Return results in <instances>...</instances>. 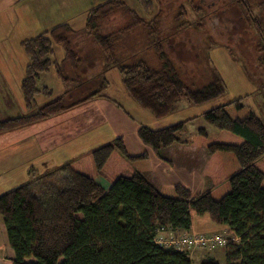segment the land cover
<instances>
[{"label": "trees", "instance_id": "1", "mask_svg": "<svg viewBox=\"0 0 264 264\" xmlns=\"http://www.w3.org/2000/svg\"><path fill=\"white\" fill-rule=\"evenodd\" d=\"M153 1L139 0L147 14ZM187 1L203 13L193 23L203 32L217 26L221 17L233 22L230 8H238L239 17L256 30L255 47L264 49V0H213L207 6L204 0ZM254 6L260 14H254ZM213 12L219 19L214 25L208 19ZM187 14L185 3L170 14L159 7L147 17L126 0H103L88 11L85 32L90 41L85 45L69 21L24 40L30 61L21 87L29 112L0 120V135L107 96L110 82L103 75L112 67H118L138 105L157 118L173 113L183 96L195 104L220 97L225 84L210 63L208 82L191 85L167 50L169 38L191 26ZM112 20L118 26L103 32V23ZM206 35L211 43H219ZM138 39L144 45L141 50L148 48L154 54L156 64L127 53L130 42ZM55 44L65 50L56 63L58 75L73 85L35 108L39 93L53 92L47 86L40 88L38 80L51 68ZM207 46L201 55L209 62L210 43ZM258 61L264 67L263 56ZM85 88L88 92L83 95ZM202 115L219 131L210 134L200 127L191 139L210 152L203 172L213 184L197 195L181 183L155 184L147 175L152 169L150 155L130 154L122 137L0 194L13 264H194L191 250L157 240L160 230H189L192 212L208 213L216 223L229 226L225 264H264V121L243 97ZM190 121L161 128L141 125L139 136L159 153L175 142H188L182 134ZM125 169L132 174L121 173ZM98 175L111 181L109 189L96 181ZM199 264L221 263L209 257Z\"/></svg>", "mask_w": 264, "mask_h": 264}, {"label": "rangeland", "instance_id": "2", "mask_svg": "<svg viewBox=\"0 0 264 264\" xmlns=\"http://www.w3.org/2000/svg\"><path fill=\"white\" fill-rule=\"evenodd\" d=\"M126 1L143 16L147 17L154 15L159 7H163L170 14L181 3H185L188 8L187 20L192 24L187 30H182L169 38L166 46L168 52L183 72L181 75L188 84L201 86L208 82L210 73L208 63L223 78L225 92L220 97L206 103L195 104L183 96L177 103L176 110L173 113L157 118L152 112L136 103L127 91L118 67L106 70L103 75L110 82L108 94L113 99L121 101L129 113L143 125L161 128L180 120L191 118L182 134V137L188 142H175L171 146L161 149L160 153L163 157L171 159L177 167L186 168L190 164L195 167L194 169L198 170L202 162L204 163L205 159L210 156V152L205 145H196L191 142L193 134L200 127H206L210 134L219 131L217 127L209 124L204 119L202 113L212 107L243 97L244 103L252 106L264 121V67L259 66L260 62L258 61L259 56L264 58V49L259 51L255 47L259 43V39L257 40L256 37V30L250 23L244 22L239 17V11H237L238 8L236 7L230 8V11H234L232 13L234 14L233 22H231V17L226 22L224 20L225 17H221L222 20L219 21L217 19L218 16L214 12L213 14L210 13L208 16L210 23L214 25L216 20L219 22L217 26H212V29L209 26L208 31H204V33L199 27L196 30V27L193 26V23L199 22L200 15H203V13H197L187 0H154L152 9L148 14H146L139 0ZM195 1L199 2L200 0ZM212 1L204 0L205 6ZM252 1L258 2L260 0ZM100 2L101 0L83 2V4L78 5L77 10L79 12L77 11L76 15L72 14L69 16L65 14L67 15L66 17L60 16V20L66 19L64 21H69L76 30L81 32L79 37L84 45L90 41V36L85 32L86 15L88 13V10L86 12L85 9H90L91 5L94 6ZM254 14H260V9L256 6H254ZM10 19L12 17L10 18L9 15L8 17L0 15V120L29 112L25 108L21 84L26 75V67L30 61V56L21 41L25 38L34 37L47 29L34 30L36 28L35 24L32 26L33 23L29 24V21L26 23L28 27L25 29L16 27L15 24L13 28L10 24ZM60 20L58 21L60 22ZM59 22H54V24ZM230 22L235 25L233 24L232 26ZM117 26L118 24L115 25L113 20L106 21L103 23L101 30L108 32ZM234 26H239V29H235ZM206 32L210 33L213 39L219 43H211L213 40H211V37H209L211 39H208ZM209 43V62H207L206 58L201 54ZM142 47L144 45L140 40L130 42L128 47L130 49L127 53L135 54L137 60L143 59L151 64H156L157 61L154 54L150 53L148 48L141 50ZM64 56V47L60 44H55L54 53L51 56L53 61L51 68L48 73H42V77L38 81L39 87L47 85L53 92L52 94L39 93L35 108L72 87L73 84L63 82L56 69V63H60ZM262 64L264 66V61ZM249 74L252 75L253 79ZM261 84L263 87H260ZM85 90L83 95L88 92L87 88ZM7 94H10L12 98H8ZM13 101L17 103L16 106H13ZM100 106L101 104L98 103V100H92L76 107L72 111L66 112V114H62L56 119L50 118L38 123L37 126L15 130L1 136L0 194L31 179L38 178L72 158L80 157L84 154V151L86 153L114 140L117 135H115L111 125L107 123L101 108H99ZM76 119L79 120V125L73 124ZM132 136L130 137L129 133L127 135L129 145L131 144ZM5 156L7 160H4ZM43 159L49 161H43ZM122 173L131 175L132 171L125 169ZM105 180L109 181L107 177L102 179L103 182ZM212 250L217 254L218 261L221 264H225V247L219 246ZM194 252H197V250L191 251V253ZM201 259V257L195 258L194 264H199ZM1 264H13V260L8 258L6 262Z\"/></svg>", "mask_w": 264, "mask_h": 264}, {"label": "crops", "instance_id": "3", "mask_svg": "<svg viewBox=\"0 0 264 264\" xmlns=\"http://www.w3.org/2000/svg\"><path fill=\"white\" fill-rule=\"evenodd\" d=\"M92 1L93 0H0V15L5 16V17H8L9 15L10 18L12 17V19H10V24L13 26V28L15 24L16 27L25 29L28 27V24L26 23L29 21V24L33 23L32 26H34L35 24L36 28L34 30L38 31V30H41L42 28H48V26H50L51 24H54V22H59L58 20H60V16L66 17L67 15L69 16H71L72 14L76 15L79 12L77 10L79 4H83V2H92ZM91 6L93 7V5ZM92 7H90V9ZM87 10L89 11V8L85 9L86 12ZM44 16L46 17V19H44L45 18ZM25 18L27 19L25 20ZM61 18H64V17H61ZM86 19H87V15H86ZM62 20L64 21L66 19H61L60 22ZM26 39H29V38L22 39L21 43L23 44V41ZM48 72L49 71L45 72V74ZM40 77H42V74ZM45 86L47 85H43L40 88H43ZM47 87L49 88V86ZM21 92L23 95L22 87H21ZM7 96L8 98L11 97L10 94H7ZM92 100H95V101L98 100V103L101 104L99 108H101L103 112V116L105 117L107 123H109V125H111V127L113 128L115 135H117L116 138L117 137L123 138L125 147L130 154H141V153L147 152L150 155L151 162H152V169L147 172V175L155 184L160 185V184L181 183L185 185L186 187H188L191 190L193 195H197L205 191L208 187H210L213 184L211 177L205 175L203 172L205 163L208 158L205 159L204 163L202 162L201 166H199V169H198L199 171L194 169L195 167L191 166L190 164L186 168L182 166L177 167L171 159L163 157L160 153L161 151L157 153L150 145H147L143 142L138 132L140 126L143 124H141L133 115H131V113H129V111L126 109V107L123 105L121 101L117 99H113L111 95L108 94V92H107V96H96L84 103H88L89 101H92ZM15 101H13V106H16L17 104L15 103ZM84 103H81L71 109H68L57 115L52 116L53 118L52 117L50 118L56 119L60 117L62 114L64 113L66 114V112L72 111L73 109H75L76 107H79L80 105ZM24 104H25V108L28 109L26 106L25 100H24ZM50 118H47V119H50ZM42 121H39L37 123L31 124L29 126L19 128V129L37 126V124ZM79 123L80 122L77 119L75 122H73L74 125H79ZM19 129H16V130H19ZM6 133H9V132H6ZM6 133L1 134L0 137ZM128 133L130 137L133 135L130 145H129L128 138H127ZM0 151H2L1 148H0ZM89 152L90 151L85 153L84 151V154H87ZM75 158H78V157H75ZM75 158H72L69 161ZM4 160H7L6 156L4 157ZM43 161H47V160L43 159ZM126 170H130V169H126ZM103 178L104 176L98 175L96 176V181L102 184L104 188L109 189L111 185V181L107 178V180L109 181L105 180L103 182L102 181ZM184 231L191 232V233H197V234L231 232L229 226L216 223L210 217L208 213L197 214L195 212H192V226L189 230H171V229L160 230L158 233V238L159 237L160 238H170L173 235H179L180 233ZM196 250L197 252L191 253V258L193 262H194V259L197 257H201L202 258L201 261L209 257H214L217 259V256H216L217 254L212 249L210 250L196 249ZM201 251H205V252H201ZM13 257H14V250L9 244L7 228L4 223V217L0 213V264L6 262L8 258L13 259Z\"/></svg>", "mask_w": 264, "mask_h": 264}, {"label": "built area", "instance_id": "4", "mask_svg": "<svg viewBox=\"0 0 264 264\" xmlns=\"http://www.w3.org/2000/svg\"><path fill=\"white\" fill-rule=\"evenodd\" d=\"M159 243L165 245H175L180 249H202L210 250L227 244L228 235L224 233L197 234L191 232H182L177 236L170 238H158Z\"/></svg>", "mask_w": 264, "mask_h": 264}]
</instances>
